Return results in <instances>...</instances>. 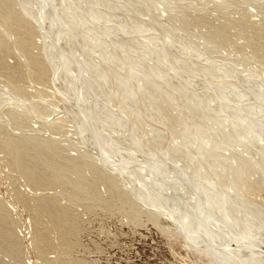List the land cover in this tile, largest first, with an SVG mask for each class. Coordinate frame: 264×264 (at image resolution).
Here are the masks:
<instances>
[{
  "label": "rangeland",
  "instance_id": "rangeland-1",
  "mask_svg": "<svg viewBox=\"0 0 264 264\" xmlns=\"http://www.w3.org/2000/svg\"><path fill=\"white\" fill-rule=\"evenodd\" d=\"M29 1L32 2V0ZM44 1L50 7V10L46 11L47 14L40 12L39 7L30 11L33 16L39 17L36 22H39L38 26L44 28L46 33L37 36L35 30L27 27L29 23L27 20L33 21L31 17L18 10V18H13L0 0V264H217L216 259L205 251L204 245L190 242L188 244L182 234L184 227H179L177 222L169 220L166 214L156 206L159 221L154 220L156 216L151 211V207L144 203L142 197L139 198V195L135 194L140 192L138 191L139 185L129 180L128 175L122 172L120 166L114 170L112 166L107 165V157L100 156L103 154L99 151L103 149L101 148L103 147L102 140L93 139L98 150L86 143V138H77V135L72 133L71 119L66 118V114L72 115L71 111L65 112L62 106L69 104L70 100L75 103L73 100L80 99V94L81 97L87 98L88 96V99L91 98L90 106L87 104L86 109H77L81 115L76 113L77 116L80 115L81 120V116L84 115L85 121L91 123L88 112L92 114L95 109L91 106L96 100L98 101L96 91L106 95L111 92L115 81L122 78L119 80L123 82L120 101L113 94L106 96L107 99H109L108 96L111 97V106L114 110L109 113H115L122 121L133 119L139 124H146L149 120L151 127L155 128L157 124L152 122L153 117L150 110L146 108H149L152 100L156 101L158 96L162 99L176 97L182 105L184 104L185 110L181 109L179 116L173 120L175 121L173 126L165 127L171 129L169 135L173 136L172 139H175V144L178 145L180 141L176 138L180 128H177V125L179 121L183 123L182 120L190 115L192 111L190 104L197 105L196 107L204 104L206 108L208 106L214 108L219 99L223 101L221 104L225 105L226 98L220 96L221 94L218 95L215 90L233 89L237 86L234 90L243 92L242 87L251 86L252 83L250 81L252 79L246 77L248 75H255L254 77L259 81L264 80V0H153L152 2L151 0H139L142 3L139 7L132 5L121 7L115 3L118 0H108L107 15L113 22H119L120 18L121 21L126 22V24H117L120 29H123L122 27L125 29L127 26V31L124 33L116 29L111 30L98 21L92 24L89 13L93 9L85 6L84 0H81L80 5L85 10L84 19L88 21L87 24L93 31H102L103 36L105 33L112 41L121 38L125 42L126 39L123 36L128 33L132 34L128 35L130 38L137 39L134 44H130L129 49H125L126 53L118 54V60H113L110 54L113 47L109 46L110 51H107L104 46L102 47V43H98V47L105 50L104 53L110 61H114V64L111 66L105 56V61H90L89 67L81 62V56L77 57L74 53L67 51L71 50L68 46L67 49L59 48L56 52L58 47L55 42L58 41L59 36L63 37V32L70 33L69 35L72 36H78V34L70 28L74 24H69L63 14L56 12L58 0ZM166 1H172L170 2L172 10L168 9L170 12L165 16L171 15L173 23L162 19L160 14L163 12L159 13L160 10L167 8ZM34 2L36 3V0ZM39 2L41 1L37 0V4ZM149 2L159 8L154 16L152 13L156 22L154 26L157 34L146 29L151 23L143 22L147 20V17L135 12L142 8L151 13L152 8ZM17 3H20L16 5L17 9H21L19 6L22 5L21 0ZM101 4L103 5V1ZM135 4H137L136 1ZM90 5L93 8L96 7L92 0ZM129 9L134 10V16L128 17ZM118 12L119 16L116 15ZM57 21H59V27ZM146 31L147 40H151L152 35H157L160 39L178 38L182 44V51L180 49L178 51L182 53V56L178 54V59L174 58L171 61L167 53H158L159 51L155 50L153 45H143L142 48L138 37H145ZM87 35L98 37L91 31ZM111 36L117 37L111 38ZM102 39L105 40L103 37ZM53 46L54 51H52ZM148 46L150 49L144 50ZM86 50L83 48L81 52L80 50L75 51L77 55L81 53L88 55ZM93 50L98 52L97 47ZM196 53L199 54L198 57ZM187 54L190 56L193 54L198 61L212 57L222 67L225 63L227 64L224 70L231 66L238 74L228 82L229 85L225 82V85L219 86L218 78H202L203 76L189 65L191 63L188 58L184 57ZM54 55L59 58L56 57V59ZM158 56L171 64L174 79L169 78L162 71L156 72L150 68V63ZM49 59L51 62L48 61ZM180 59L185 62L182 60L180 62ZM187 63L191 68L187 67ZM211 63L208 62V66ZM117 68L123 71L122 77L115 73ZM177 68L181 71H176ZM250 71L253 73L251 74ZM80 72L88 76L90 81L85 82L86 79L80 75ZM228 72L231 74L230 70ZM241 72L243 74L239 75ZM239 77L241 81L244 78L249 80L244 79L246 81L244 83L243 80L242 83ZM133 79L153 82L152 87L155 84L154 89L160 90L162 94L154 92L152 87L141 88L140 92L145 94L132 93ZM247 81L251 83L248 84ZM74 82H79L78 84L83 82V89L78 84L74 86ZM236 82H238L237 85ZM166 90L170 94L166 95ZM153 92L158 96L154 95L150 100L149 94L152 95ZM236 96L233 97L264 105V92L262 97L261 95L258 98L250 96L251 101L246 95L243 96L244 98ZM117 97L120 98L119 95ZM134 102H144L147 107L144 110H136V107L132 106ZM170 113V108L164 109L161 113L155 110V114L165 119H171ZM261 114L264 115V110ZM160 119H156V122L159 123ZM220 125H216V128H220ZM204 126L200 128L202 127V131L207 135L208 130L204 129L208 125ZM222 128L224 129V126ZM226 128L225 130L228 131V127ZM198 129L197 135L200 132ZM106 132L98 130L105 142L123 139L120 131L116 129L113 133ZM89 134L92 135L91 132ZM124 143V146H128L125 148L127 151L134 144L133 140L129 142L124 140ZM11 144L16 148L12 152L8 148ZM194 144L195 142H191V146ZM31 146H37L39 150L36 153L31 152ZM162 146L167 151L169 150L166 142H162ZM218 150L222 151V149ZM167 151H165L166 158L168 157ZM174 151L172 154H175ZM131 154L133 159H127V161L133 164H131L132 168L135 167L134 162L137 161L142 166L144 165V168L149 167L150 156L144 155V159L143 154L135 155V157L133 153ZM217 155H208L201 159L203 161L207 158L204 163L205 165L207 163L206 167L208 164L210 165L208 167L216 164L213 167L216 171L218 169V174L221 173L222 176L225 175L227 168L225 166L221 168L225 163L222 162L223 158L220 159L221 161L218 160ZM178 157L177 159L183 162L185 154L181 153ZM188 158L189 160L186 158L185 162L191 169L192 165H188L192 161L191 156ZM177 159H174L176 163L179 162ZM118 161L123 163L121 160ZM169 162H172L170 156ZM142 166L140 169H143ZM240 169L242 171L239 170L242 173L240 175L243 176L236 174L239 180L237 185L242 192V201L247 209L242 208L240 204L238 207L249 212L247 214L250 216L264 220V183H261L264 182L262 176L264 173L243 172V169ZM168 172L171 174L170 169ZM227 172L225 178L223 176L221 178L222 183L220 182V187L222 185L226 188L225 190H229L231 183L229 180L232 181L228 179L229 171ZM170 174L168 178L175 180L176 176ZM146 184L144 183V186ZM222 187L221 189L224 190ZM175 191L172 188V193ZM134 209H138L139 216H136ZM224 230L219 228V232L225 237L229 236Z\"/></svg>",
  "mask_w": 264,
  "mask_h": 264
},
{
  "label": "bare ground",
  "instance_id": "bare-ground-1",
  "mask_svg": "<svg viewBox=\"0 0 264 264\" xmlns=\"http://www.w3.org/2000/svg\"><path fill=\"white\" fill-rule=\"evenodd\" d=\"M17 1L18 0H2V3L5 5V10L6 11L9 10L11 12V13L9 12V15H11L13 18L14 17L18 18L19 11L20 12L22 11L25 15L31 17L34 22L31 20H27L29 22L27 27L29 26L28 28H31L33 31L35 30V32L37 33V36L44 35L45 33L44 28H40L38 26L39 22L38 23L36 22L39 17L33 16L31 12H32V9H34L35 7H39L41 9L40 12L42 11L43 13L47 14L46 11L50 10V7L48 6L47 2H45L44 0H40L41 2L37 4V0H36V3L34 2V0H32V2L29 0H21L22 5H19L21 9L19 8L17 9L16 5L20 4V3H17ZM101 1H103V5L101 4ZM135 1L137 4H135ZM152 1L153 0H151L150 2ZM80 2L81 0H58V2H56V4L58 3L56 7L57 8L56 12L60 13L61 15L63 14L64 18H66L69 24L71 23L74 24V25L71 24L72 27H70L71 25H69V27L74 29V31L78 34V36L76 35L72 36V35H69L70 33L67 34L66 32H63L64 31L63 30L62 31L64 33L63 37L61 36L62 37L61 38L59 36L58 41L56 39L57 42H55V45L58 47L56 52L59 50V48L67 49V46H68V48L71 50H67V51H70V53H74L77 57L81 56L80 57L81 62L83 64H86V66L89 67L90 61H94V62L105 61L104 60V57L106 56V54L104 53L105 50H102L97 45L98 43L100 44L102 43V47L104 46V48L107 51H110L109 46L113 47L112 53L110 51V54L113 57V60H118L117 58H119V55H122V53L124 52L126 53L125 49L126 48L129 49V47H131L130 44H134V42H136L137 39L134 37H131L132 38L131 39L128 35H132V34L128 33V35L123 36L126 39L125 42H123L121 38L113 39L114 41H112L110 40V37H107L105 33L103 36V34L101 33L102 31L100 30L93 31L90 28V25L87 24L88 21L86 22V20L84 19L85 10H84V7L82 8V6L80 5ZM92 2L95 3L96 7L94 8L91 7L90 5L91 0H84V3L86 4L85 6H88L89 8L93 9V10H90V13H89L90 15L89 19L92 24L94 23L96 24V22L98 21V22H101V24H104L107 27L111 28V30L116 29L122 33H124V31H127V26L125 27V29L124 27H122L124 29L123 30V29H120V27L117 25L119 23L126 24V22H124L123 20L121 21V18L119 22H113L112 20L109 19L110 17H108L107 12H106L107 11L106 9L108 8V4H109L108 0H92ZM170 2L172 3V1H169V2L166 1V3L168 4L167 8L166 9L164 8V10L160 8L163 11L160 10L161 12L159 13H162V12L164 13V16H163V13L160 14L162 19L170 21V23H173L171 22L172 20V18L170 17L171 15L165 16V14H169L170 12L168 9L172 10V8H170V6L172 5ZM115 3H118L121 7L125 5H132L135 7H139V5L142 4L139 0H131V1L127 0L126 2L125 0H118V2H115ZM151 8H152L151 13L142 8H139L138 11L135 10V12L137 14L141 13L142 15L147 17V20H143V22L146 24L148 22H151V23H149L150 25L149 28L146 27V29H149L154 34H157V32H155L156 28L154 26L156 25V22L152 17V13L154 16L156 14V10H159V8H157L154 4H151ZM135 12L133 9L131 10L129 9L128 17L134 16ZM116 15L119 16L120 15L119 12L118 14L116 13ZM148 17H152V19L151 18L148 19ZM57 22H58V27H59V21ZM45 28L47 29V27ZM90 31L93 33H96L98 37L102 36L103 38H105V40H103L102 37L98 38V37H90L88 35L86 36V34L89 33ZM150 31L148 32L150 33ZM146 34H147V31L145 32V37L142 38L140 35L139 36L141 38L138 37L142 48L144 47L143 45L145 46L153 45L155 47L154 49L159 51L158 53H161V54L167 53L168 56L171 57V61H173L174 58L178 59V54L182 56V53H179L178 51V49L182 51V44L180 43V40L178 41V38L171 39V40L167 38L160 39L159 36L152 35L151 40H147ZM116 37L117 36H111V38H116ZM96 47L98 49V52H95L93 50ZM83 48L87 49L86 51L88 52L87 53L88 55L84 53L77 55L75 50L77 51L80 50L81 52ZM147 49H150V47L148 46L144 48V50L146 51ZM54 50H55V47L52 48V51ZM184 52L186 53V51ZM139 53H142V51H139ZM197 53L196 55L198 57L199 54ZM54 56L55 58L56 57L59 58L57 55H54ZM181 56L179 58H181ZM184 57L188 58L189 63H191L189 65L191 67H194V70L203 76L202 78H206V79L207 78L209 79L218 78L220 81V84L218 82H215V84H219V86L225 85V82L228 84V82L233 78V76L238 74L234 70V67H231V66H228L229 68L227 67L226 70H224L225 69L224 66L227 64L225 63V65L222 67L220 64L216 63L215 61L217 60L216 59L213 60L212 57L210 58L207 57V58H204V60L202 59L199 61L196 59V56L195 58L193 57V54H191V56L190 54L189 55L187 54V56L184 55ZM209 59H212V60L210 61ZM107 60L109 61L111 66L114 64V61L112 60L110 61L109 58ZM181 60L183 61V59H180V62ZM48 61L51 62L50 59ZM202 61L204 63H202ZM183 62H185V60ZM208 62H212L213 65L211 63V65L208 66L207 64ZM214 63L217 65L215 66ZM150 64H151L150 68L154 69L153 71H156V72L162 71L163 73L167 74L169 78L171 79L175 78L174 74L172 73V68L170 66L171 64L167 62L166 60H164V58H162L161 56H158V58H155L153 62ZM180 65L183 66V64H180ZM189 65L187 67L191 68ZM235 67H236V64H235ZM120 69L117 68L115 70V73L118 74V76L122 77L123 71ZM237 69L239 70L238 65H237ZM175 70L181 71V70H178V68ZM229 70L231 71V74L228 72ZM88 74H91V72H88ZM240 74L242 75L243 73L241 72L239 73V75ZM80 75H82V77L86 79L85 82L90 81L88 76H85L81 72H80ZM254 76L252 75L246 76L247 78L249 77L250 79H252L250 80L252 83L247 81L248 84L251 83V86L244 84L246 87H242L243 92L234 90L237 87L236 85L239 81L235 83L236 85H232L233 87L236 86L233 89H230V88L228 89L226 87L227 88L226 90H220V89L215 90L218 95L221 94L220 96L226 98L225 105L221 104L223 101L219 99H217V103H216L217 106L214 105V108L210 106L206 108L204 107V104L199 105L198 107H196L197 105L194 106L190 104L192 106L190 108L192 110L190 115H188V117H185V114H184L185 118L182 120L183 123L179 121L177 125V128H180V130L177 131L179 135H177V138H176L177 141H180L178 145L175 144V141H174L175 139H172L173 136L169 135V133L171 132V129L166 128L165 126H170V125L173 126L175 122L173 120H175V117L179 116V114L181 113V109L183 110L184 108L185 110V106L184 104L182 105V102L178 100L176 97L175 98L168 97V99L166 98L162 99L158 95L154 94V92H157V94H162V92H160V90L156 91L154 89L155 84L152 87L153 82H147L144 80L139 81V80L133 79L134 89L132 93L139 92V94H145L144 92H140L141 88L147 89L149 87H152L153 90L155 91L152 93V95L149 94L151 97L150 100H152V97L154 95L158 97L156 101L153 102L152 100V103L149 108L146 106L144 102L142 103L134 102L132 106L136 107V110L137 109L144 110L147 107L146 109L150 110V114L153 117V119H151L152 122L153 123L155 122L157 124L155 128L151 127V123L149 122V120L146 124L142 123L143 120L141 122L142 124H139L137 121L133 119L122 121L119 119L118 115H116L115 113L113 114L109 113V112L114 111L111 106V99H110L111 94H113L119 101L121 99L123 82L122 81L119 82V80H122V78L120 79L117 78L118 80L115 81L114 86L112 85L113 88L111 89V92H108V94H110V96H108L109 99H107L106 97L108 94L105 95V94L100 93L99 91H96V97L98 98V101H100V104H98V101L96 100L97 103L95 102V104L91 106L95 108L92 114L88 112V116H89L88 118H90L91 123H87V121H85L83 117L84 115L81 116L82 117V120H81L79 118L81 114L77 110L80 108L81 110L83 108L86 109L87 104L88 105L90 104L89 102H91V98L88 99V96L87 98H85V96L81 97V94H80V99L76 98L73 100L75 101V103L70 100L71 102L69 101V104H67L66 106H62V108L63 110H65V112H67V110L68 112L71 111L72 115L66 114L67 115L66 118L69 117L71 119V123H72L71 124L72 126H70L72 127L71 131L73 134H75V136L77 135V138L78 137L80 138L82 137V139L86 138L85 139L86 143L93 145L95 149H98V148L95 147V143L93 142L94 141L93 139L97 138L96 140L98 139L102 140L101 144H103V147L101 148L103 149L102 150L98 149V150L102 152L104 155L100 154V156H106L107 165L112 166L114 170H116L117 167L120 166L122 172H125L128 175L129 180L131 179L134 184L137 183V185H139L140 187L138 189V191H140L139 193H137L135 188H133L134 191L136 192L135 194L139 195V198L142 197L141 199H144V203L148 205L149 207H151V211H153L154 215L156 216V217L154 216L155 217L154 220L155 221L157 220L156 222L159 221V216H158L159 212L158 210H155V208L157 207V209H160L162 213L166 214L169 220H174V222L178 223L179 227H184V229H182V234L186 238L188 244L190 242V243H198L199 245H204L205 251L206 252L208 251V253H210V255L216 259L217 264H264V220H261L259 218L258 220L253 215L250 216L249 214H247L249 212L245 211L247 207L242 201V194H241L242 192L238 189L237 184L239 180L237 179L238 177L236 175L238 173V176L240 177L243 176V175L242 176L240 175L242 174L239 172V170L241 171L240 168L243 169V172L253 171L256 174L264 173L263 172L264 171V115L261 114L262 111L264 110V105L258 102L257 104H254L255 101H253L254 97L258 98L260 97V95L262 97L263 92H264V89H263L264 80L260 78L263 81L262 80L259 81ZM247 78H244V79H247ZM244 79H242V81ZM240 81H241V78H240ZM245 81L246 80H244V83ZM59 82L62 83L61 81ZM78 83L79 82H74V86L77 85ZM81 83L78 85L81 87V89H83L82 86L84 84L83 82ZM240 89H241V86H240ZM66 90H67V86H66ZM200 91H202L201 88H200ZM167 94H170L168 90H166V95ZM117 95H119L120 98L117 97ZM244 95L249 97L250 101H251L250 96H254L252 99L253 103L247 102L248 100L245 101L243 99L244 101H242L240 99H235L233 97V96H236L238 98L239 96L243 97ZM103 99H106V101L102 102ZM78 100L79 102H77ZM144 100L146 101V99ZM226 101L230 102V104ZM76 102L78 103L77 105H76ZM166 108L171 109V113L169 114L171 119H165L164 117H161V115L155 114V110L161 113ZM151 109H155V110H151ZM247 111L248 113H244ZM76 112H78L80 115L78 114L79 116H77ZM172 113H174L175 115H173ZM156 119H160L159 123L156 122ZM220 124L224 126V129L222 128ZM204 125H208V127L204 129L205 131L208 130L207 135L202 131L203 130L202 127ZM216 125L217 126L220 125L221 126L220 128L223 129V131L219 127L216 128L217 127ZM200 126H202L201 127L202 129L200 128ZM226 127H228V131L225 130ZM198 128L200 129V132H198L199 134L197 135L196 131ZM115 129L120 131V133L122 134L121 137L123 139H120L119 141L116 140L112 142H105L102 136L100 135V133H98V130L102 132L109 131V133L110 132L113 133ZM91 131H95V133H98L99 136L95 137L93 135H90L89 133ZM134 137H137L138 139H135ZM124 140H128V142L129 140L130 141L133 140L134 144L133 143H131L133 145L129 144L131 145V147H129V150H132V151L125 150V148H128V146L123 145ZM162 142L167 143L168 145L167 147L169 149L168 151L162 146ZM191 142H195V144L191 146ZM220 145H223V146L221 147ZM8 148L10 152H12L13 149H16L15 147H12V144L9 145ZM182 148H184V150H186L187 152L186 151L184 152ZM218 149H222V151L220 152ZM38 150L39 149L37 146H34V147L31 146V149H30L31 152L36 153ZM173 150H175L174 151L175 154H172ZM165 151L168 152L167 158H166ZM131 153H133L134 157L135 155L138 156L140 154H143V157L144 155L146 157L150 156L151 158H149L148 160L150 161L149 167L144 168V165L142 166V164H140L137 161V162H134L135 167L132 168L133 164L131 163L132 164L131 165L127 161V159H130V160L133 159ZM181 153L182 154L184 153L185 159L187 158L188 160H189L188 157L191 156L192 161L188 163V165L189 164L192 165L191 169L190 167H187V162H185L187 159L186 160L183 159V162H181L180 159H177L179 158L178 155H181ZM208 155H217L216 157L219 158L218 160L223 158L222 162H224L225 165L221 166V168L223 169L225 166V168H227L226 171L227 170L229 171L228 179H232V181L229 180L231 182L228 187L229 190H225L226 188L222 187V185L221 187L224 190H222L220 187V184L222 183L221 181H223L221 180L222 176L225 178L228 172L226 173L225 171V175L221 176L220 175L221 173L218 174L217 172L219 170L217 169L216 171L215 168L213 167V166H216V164L212 165L211 167H208L210 166L208 164V166L206 167L207 163L206 165L204 163L207 158L203 160L204 162L202 161V159H204V157ZM130 156L131 158H128ZM169 156L172 157L171 163L169 162ZM117 159L121 160L123 163L119 162ZM174 159L179 160V162L176 163ZM195 159L197 161H195ZM193 161H195V163ZM182 164L184 167L182 166ZM141 166L143 167V169H140ZM217 168L220 169V167H217ZM168 169L171 170V174L173 176H176L174 177L175 180L168 178L170 174L168 172ZM167 172L169 174H167ZM259 176L261 177V175ZM262 176L264 177V175ZM146 182L148 184H146ZM144 183L146 184L145 186H144ZM261 183H264V182H261ZM189 186H191L190 189H189ZM172 188L176 190L175 191L176 193L175 192L172 193ZM239 204L245 210H243L241 207L239 208L238 207ZM133 211L136 212V216H139L138 209H134ZM219 228L225 229L224 231H227L229 236L225 237L221 232H219Z\"/></svg>",
  "mask_w": 264,
  "mask_h": 264
},
{
  "label": "water",
  "instance_id": "water-1",
  "mask_svg": "<svg viewBox=\"0 0 264 264\" xmlns=\"http://www.w3.org/2000/svg\"><path fill=\"white\" fill-rule=\"evenodd\" d=\"M91 134H92L93 136H99L98 133H95V131H91Z\"/></svg>",
  "mask_w": 264,
  "mask_h": 264
}]
</instances>
